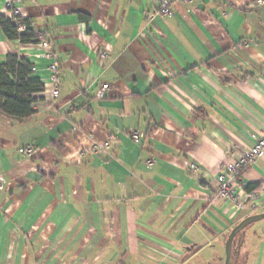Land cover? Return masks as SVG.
Listing matches in <instances>:
<instances>
[{
    "label": "crops",
    "instance_id": "crops-1",
    "mask_svg": "<svg viewBox=\"0 0 264 264\" xmlns=\"http://www.w3.org/2000/svg\"><path fill=\"white\" fill-rule=\"evenodd\" d=\"M159 1L22 0L57 58V98L47 51L0 27V64L17 55L44 85L32 117L0 113V264H225L250 214L217 198V177L264 137V5L175 0L163 17ZM251 184L264 188V157ZM240 235L234 264H264V229Z\"/></svg>",
    "mask_w": 264,
    "mask_h": 264
},
{
    "label": "built area",
    "instance_id": "built-area-1",
    "mask_svg": "<svg viewBox=\"0 0 264 264\" xmlns=\"http://www.w3.org/2000/svg\"><path fill=\"white\" fill-rule=\"evenodd\" d=\"M186 4H190L193 0H180ZM160 7L154 13V16H168L172 13L175 0H160ZM260 5H264V0H259ZM6 7L9 11L12 21L21 19L22 16V0H6ZM25 28V27H21ZM38 34L37 42L47 51L45 54L51 63L49 69L51 71V81L55 85L53 91L54 98L59 96L58 82H59V64L57 58L50 46V43L45 39L41 33ZM108 48L101 54V61H105L108 55ZM34 70V69H33ZM109 89V85H103L100 90V96ZM131 137L134 141L139 142L144 138V135L134 130L131 132ZM23 154L28 158H33L36 154V149L28 145L22 150ZM264 157V137L259 138L255 144L248 150H243L237 154L235 162L226 167L225 173H221L217 177L219 184L217 198H222L231 201L234 204L237 213L254 214L261 206V199L264 196V188L247 191V187L239 186L240 178L243 172L250 166L256 164ZM151 166V165H150ZM191 169L196 171L197 168L192 166ZM5 187V178L0 175V190Z\"/></svg>",
    "mask_w": 264,
    "mask_h": 264
},
{
    "label": "trees",
    "instance_id": "trees-1",
    "mask_svg": "<svg viewBox=\"0 0 264 264\" xmlns=\"http://www.w3.org/2000/svg\"><path fill=\"white\" fill-rule=\"evenodd\" d=\"M88 22V17L82 16ZM30 22L22 19L16 21L0 17V27L9 40H18L21 44L37 42L38 34L30 29ZM25 27L24 32H20ZM34 66L17 55H9L4 64H0V113L10 119L19 121L32 117L37 99L34 95L44 91V85L32 80ZM260 188L256 184L247 186V191ZM264 212V209H263ZM241 234V233H240ZM238 234L240 237L241 235ZM238 236L236 238H238ZM241 244L233 243V255Z\"/></svg>",
    "mask_w": 264,
    "mask_h": 264
},
{
    "label": "water",
    "instance_id": "water-1",
    "mask_svg": "<svg viewBox=\"0 0 264 264\" xmlns=\"http://www.w3.org/2000/svg\"><path fill=\"white\" fill-rule=\"evenodd\" d=\"M264 220V212L249 215L239 222L230 232L225 244V264H234L233 257V243L238 234L242 233L250 225Z\"/></svg>",
    "mask_w": 264,
    "mask_h": 264
},
{
    "label": "rangeland",
    "instance_id": "rangeland-1",
    "mask_svg": "<svg viewBox=\"0 0 264 264\" xmlns=\"http://www.w3.org/2000/svg\"><path fill=\"white\" fill-rule=\"evenodd\" d=\"M264 229V220L260 221V222H257V223H254L252 225H250L249 227H247L243 232L245 233H249V232H252L253 230H256V231H259ZM240 238V237H239ZM239 240V239H238ZM236 241V245H238L239 241Z\"/></svg>",
    "mask_w": 264,
    "mask_h": 264
}]
</instances>
